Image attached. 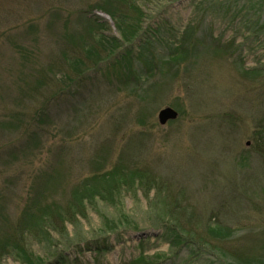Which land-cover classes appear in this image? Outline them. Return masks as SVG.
Returning a JSON list of instances; mask_svg holds the SVG:
<instances>
[{
  "label": "rangeland",
  "instance_id": "374dc122",
  "mask_svg": "<svg viewBox=\"0 0 264 264\" xmlns=\"http://www.w3.org/2000/svg\"><path fill=\"white\" fill-rule=\"evenodd\" d=\"M193 1L200 0L150 4L143 35L159 27L162 40L124 44L117 51L131 58L122 53L91 68L92 19L117 36L97 0H0V237L30 199L64 198L79 180L130 158L162 175L205 218L230 226L231 240H250L251 256L264 255V172L250 136L262 107L251 81L238 73L239 62L264 64V42L243 50L228 44L227 56L204 50V62L190 67L173 57L172 42L188 25ZM221 23L214 15L213 32L228 38L234 29ZM76 51L89 57L88 67L75 64L79 74H71L66 57ZM165 106L177 117L161 125ZM125 203L139 229L104 232L88 212L90 224L76 222L66 227L67 238L57 237L61 252L76 264H119L155 252L169 256L163 264H217L213 256L190 260L187 247L168 252L164 231L144 214L145 200ZM85 242L106 252L95 256Z\"/></svg>",
  "mask_w": 264,
  "mask_h": 264
},
{
  "label": "trees",
  "instance_id": "16d2710c",
  "mask_svg": "<svg viewBox=\"0 0 264 264\" xmlns=\"http://www.w3.org/2000/svg\"><path fill=\"white\" fill-rule=\"evenodd\" d=\"M173 1L177 0H97L95 8L110 17L117 36L104 34L98 19H92L91 24L95 29L89 30L91 68L103 60L115 61L122 53H126L129 57L128 51L120 53L117 51L124 44H152L149 43L152 40L159 43V39L162 40L157 35L161 33L159 27L154 30V34L143 35L144 10L150 4ZM249 4L256 6L254 15L248 12ZM191 13V19L185 30L180 37H176L179 34L173 35L172 42L177 44L174 47L173 57L185 60L190 67L195 68L196 64L204 62V50L214 49L227 56L229 45L240 44L237 47L243 50V44H252L258 39L264 42V0L193 1ZM216 14L221 16V24L225 28L230 29L228 26H231L234 29V31L230 29L232 34L228 38H225V33L213 32L210 23ZM97 26L100 28H96ZM210 44L214 47L209 48ZM81 55L76 51L73 56L66 57V63L72 68L71 74L79 72L75 69V64L88 67L84 59L89 57L86 54ZM238 73L251 81L252 87L258 91L256 96L261 100L258 104L262 109L252 120L250 136L260 168L264 172V64L245 68L243 62H239ZM131 160L130 158L125 160L126 162L119 160L110 169L79 180L70 187L67 194L61 195L64 198H51L44 203L30 199L24 207V215L18 216L9 231L0 237V264H5L8 259L18 264H76V260L70 261L68 253L61 252V246L56 241L57 237L60 241L67 238L66 227L75 226L76 222L89 221L90 224L88 212L98 219L101 231H115L121 228L139 229L140 226L131 220L132 212L129 211L133 210H128L126 207L125 200L128 198L134 202V206L136 202L145 200L144 214L151 217L149 225L164 231L168 252L174 247L176 251L173 252L177 254L181 248L187 247L191 249L190 260H194L199 255H206L208 258L213 256L217 264H232V262L264 264L263 254L251 256L253 246L250 240L248 242L231 240L233 230L230 226L216 222L212 215L205 218L186 201L181 192H174L171 183L162 175L155 173L146 165L132 163ZM35 192L37 191H33ZM165 231L172 233L175 240L168 238ZM84 245L87 250H92L95 256L100 252H106L107 249L105 245L100 246L97 243L92 245L85 242ZM38 251L41 254L37 255ZM167 260L169 256L165 257L164 253H140L119 264H163ZM95 262L98 264V261Z\"/></svg>",
  "mask_w": 264,
  "mask_h": 264
},
{
  "label": "water",
  "instance_id": "95a60500",
  "mask_svg": "<svg viewBox=\"0 0 264 264\" xmlns=\"http://www.w3.org/2000/svg\"><path fill=\"white\" fill-rule=\"evenodd\" d=\"M176 117L177 111L169 106L161 108L157 115L158 122L161 125L165 124L168 120L175 119Z\"/></svg>",
  "mask_w": 264,
  "mask_h": 264
}]
</instances>
